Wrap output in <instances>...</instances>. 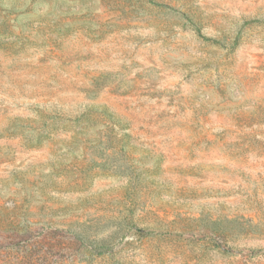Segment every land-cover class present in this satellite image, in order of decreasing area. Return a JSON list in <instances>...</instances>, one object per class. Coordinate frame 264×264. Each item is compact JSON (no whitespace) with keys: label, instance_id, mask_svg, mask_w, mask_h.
Instances as JSON below:
<instances>
[{"label":"rangeland","instance_id":"374dc122","mask_svg":"<svg viewBox=\"0 0 264 264\" xmlns=\"http://www.w3.org/2000/svg\"><path fill=\"white\" fill-rule=\"evenodd\" d=\"M0 264H264V0H0Z\"/></svg>","mask_w":264,"mask_h":264}]
</instances>
